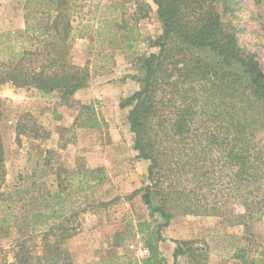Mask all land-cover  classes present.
Returning a JSON list of instances; mask_svg holds the SVG:
<instances>
[{
    "label": "trees",
    "instance_id": "1",
    "mask_svg": "<svg viewBox=\"0 0 264 264\" xmlns=\"http://www.w3.org/2000/svg\"><path fill=\"white\" fill-rule=\"evenodd\" d=\"M149 1L162 29L150 42L158 52L137 57L142 74L138 89L119 108L129 109L132 149L148 163L147 184L131 197L141 193L150 215L163 221L156 227L147 221L136 224L148 253L139 264H167L159 244L174 212L228 218L245 235L264 219V147L259 140L264 133V71L240 46L231 24L237 0ZM22 10L24 28L0 33V87L56 95L69 105L90 76L87 65L68 61L77 0H24ZM138 10L146 17L150 6L140 3ZM123 28L114 36L121 49H131L137 40ZM78 110L74 125L107 128L94 102ZM56 172L55 192L21 184L3 191L0 142V242H9L11 255L7 260L0 254V264H72L67 244L79 231L77 214L89 191L105 182V173L102 168ZM230 204H239L242 213L228 210ZM174 243V262L180 257L192 262L201 250L192 242ZM247 252L234 248L230 258L238 264H264V252L253 258Z\"/></svg>",
    "mask_w": 264,
    "mask_h": 264
},
{
    "label": "rangeland",
    "instance_id": "2",
    "mask_svg": "<svg viewBox=\"0 0 264 264\" xmlns=\"http://www.w3.org/2000/svg\"><path fill=\"white\" fill-rule=\"evenodd\" d=\"M23 1L0 0V33L24 28ZM237 1L231 24L240 46L257 58L264 71V0ZM140 3L150 6L146 17L138 10ZM71 21L75 38L68 61L78 67L87 65L90 76L86 88L76 92L69 105L60 103L56 95L10 84L0 87V142L6 169L2 190L21 184L55 192L57 170L104 169L105 182L89 191L88 202L77 214L80 228L67 244L72 264L109 260L139 264L148 253L136 224L147 221L156 227L163 221L158 214L150 215L141 193L131 197L147 184L148 163L138 160L132 149L133 135L126 123L129 109L121 110L119 104L138 89L137 78L142 74L137 57L158 52L150 42L161 36V24L149 0H77ZM124 26L125 35L137 40L131 49H121L118 35L114 36ZM92 102L107 124L105 130L74 125L79 106ZM259 140L264 147V133ZM151 204L156 206L153 198ZM228 210L242 213L239 204H230ZM162 237L159 248L167 264H238L230 258L234 248L247 250L252 258L264 252V219L245 235L228 218L174 212ZM174 241L192 242L201 253L196 252L192 262L189 257L174 262ZM8 244L0 242V254L10 260Z\"/></svg>",
    "mask_w": 264,
    "mask_h": 264
}]
</instances>
